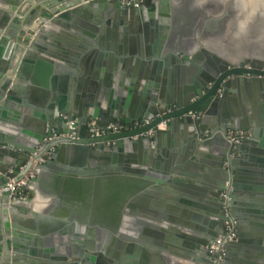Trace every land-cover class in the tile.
Wrapping results in <instances>:
<instances>
[{
	"label": "water",
	"instance_id": "obj_1",
	"mask_svg": "<svg viewBox=\"0 0 264 264\" xmlns=\"http://www.w3.org/2000/svg\"><path fill=\"white\" fill-rule=\"evenodd\" d=\"M123 1L0 0V189L68 121L78 137L33 168L28 199L0 195V264H210L225 207L222 264H256L232 263L242 247L264 264L243 201L264 174V0Z\"/></svg>",
	"mask_w": 264,
	"mask_h": 264
},
{
	"label": "built area",
	"instance_id": "obj_2",
	"mask_svg": "<svg viewBox=\"0 0 264 264\" xmlns=\"http://www.w3.org/2000/svg\"><path fill=\"white\" fill-rule=\"evenodd\" d=\"M126 4V2L123 1ZM191 118L195 122H200L203 118V114L201 113H193ZM63 119L67 120V116L63 115ZM153 121L145 120L143 122H135L133 124L122 123V122H114L109 123L105 128H100L97 125L96 121H91L89 123L90 132L93 138H101L107 134L109 135H118L125 132H132V131H141L145 128L149 127ZM168 126L167 121H163L160 124L156 125L154 128L142 132V136L152 139L156 135V130H165ZM67 127L70 133L64 134H54L53 137L46 138L44 140V145L39 147L37 151L31 155H29V161L33 163V167L31 170L25 175L23 179L18 182L14 180H10L7 186L4 189H0V195L4 192L10 193L11 201L22 199L26 200L30 197L29 193L25 190L26 185L35 178V173L33 168L37 165L44 164L51 155L57 150L58 141L59 140H70L75 141L78 139L77 133L75 132V122L68 121ZM247 132L245 131H229L227 133V140L233 146H237L242 143V141L247 138ZM115 142H109L108 145H114ZM27 164H25L22 168H20L19 173H24ZM223 197H227V192H223ZM224 210L226 211V216L228 220L225 222L224 233L223 235L219 236L216 241L212 244L209 256L211 264H222L227 254L226 245L229 243H234L237 241V223L236 221L229 215L230 208L225 207Z\"/></svg>",
	"mask_w": 264,
	"mask_h": 264
},
{
	"label": "crops",
	"instance_id": "obj_3",
	"mask_svg": "<svg viewBox=\"0 0 264 264\" xmlns=\"http://www.w3.org/2000/svg\"><path fill=\"white\" fill-rule=\"evenodd\" d=\"M208 126H209V128H211L212 127V124H209ZM249 136H250V134H249ZM211 149H208V151H207L209 154L212 153L211 152ZM213 150H214V148H213ZM216 153H217V151L213 152V155H217ZM262 158L264 159V156H262ZM210 161L211 160L209 159V163H210ZM200 162H202V160H200ZM178 163L176 165H179ZM201 164L203 165L204 164V161ZM202 165H199L198 166L199 169H200V167ZM210 165H209V167H210ZM252 169L254 170V168L249 167V170H252ZM254 171L256 172V170H254ZM186 172L192 174V176L193 175L194 176L195 175L196 176L197 175H201L200 173H197L194 169H187ZM261 175H259V174L256 175L255 176V180H253L255 182L252 183L255 186L260 187V190H250V191H248L247 193L251 192L252 194H255V196L252 198V197H249V195H248L246 198L244 197L245 199H243V201L245 203H248L249 205L253 206L252 208L254 210H258V212H259V213L257 212V215L254 214L255 216H257V218L255 216H252V215H251V217L246 218V223L245 224H246V228H247L248 231H252V228L257 229L258 228L257 227V224L264 223V174H261ZM251 179H254V178H251ZM193 180L194 181H197L195 179H193ZM241 201H242V199H241ZM248 233L249 232H247L246 234H248ZM237 245L238 244H236L234 247H237ZM249 250H251V249L250 248H244V247H242L241 248V252L239 253L241 257L239 256V257L233 258L232 259V263H235L237 260H239V261H243L244 263H256L257 262L256 264H262L260 259L257 261V259L254 257L255 256V253H253V251H249ZM245 254H247V255H245Z\"/></svg>",
	"mask_w": 264,
	"mask_h": 264
},
{
	"label": "flooded vegetation",
	"instance_id": "obj_4",
	"mask_svg": "<svg viewBox=\"0 0 264 264\" xmlns=\"http://www.w3.org/2000/svg\"><path fill=\"white\" fill-rule=\"evenodd\" d=\"M124 2H126V5H130L133 1L132 0H124ZM140 2H138L137 4H139ZM249 136V133L247 132L246 137ZM109 264V263H108ZM211 264V261H210Z\"/></svg>",
	"mask_w": 264,
	"mask_h": 264
}]
</instances>
